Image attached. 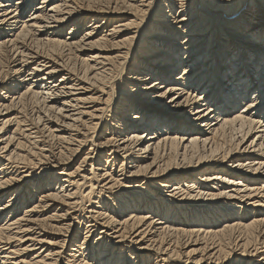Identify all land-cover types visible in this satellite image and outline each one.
<instances>
[{
  "label": "bare ground",
  "instance_id": "6f19581e",
  "mask_svg": "<svg viewBox=\"0 0 264 264\" xmlns=\"http://www.w3.org/2000/svg\"><path fill=\"white\" fill-rule=\"evenodd\" d=\"M247 260L264 0H0V264Z\"/></svg>",
  "mask_w": 264,
  "mask_h": 264
},
{
  "label": "rangeland",
  "instance_id": "374dc122",
  "mask_svg": "<svg viewBox=\"0 0 264 264\" xmlns=\"http://www.w3.org/2000/svg\"><path fill=\"white\" fill-rule=\"evenodd\" d=\"M182 71H180V73H181ZM42 134V135H41ZM46 134V133H45ZM45 134H43V133H39L38 134V136H39V143H38V145H37V147H38V149H40V151H41V148H43L42 149V153L43 154H45L47 157H49L50 158V160H52L53 159V156L51 155V153H53L54 151L55 152H57V151H59L60 149H59V147H61L60 145H58V143L57 142H54L53 141V143H52V141H47L46 142V135ZM42 137V138H41ZM45 138V139H44ZM43 140V141H42ZM48 140V139H47ZM42 142H43V144H42ZM46 142V143H45ZM46 144V145H45ZM49 144H50V146H52V148L51 147H49ZM45 147V148H44ZM56 147V148H55ZM55 148V149H54ZM62 148V147H61ZM45 149V150H44ZM54 149V150H53ZM52 157V158H51ZM13 193V192H12ZM11 193V194H12ZM11 196V195H10ZM8 197H9V195H8ZM44 212H46V211H44ZM65 222H67V221H65ZM77 228L78 227H76L75 229L77 230ZM59 238H61V237H59ZM249 262H248V260L246 261V264H248Z\"/></svg>",
  "mask_w": 264,
  "mask_h": 264
}]
</instances>
